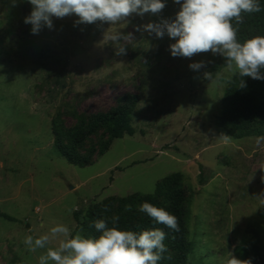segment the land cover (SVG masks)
<instances>
[{
  "label": "rangeland",
  "instance_id": "1",
  "mask_svg": "<svg viewBox=\"0 0 264 264\" xmlns=\"http://www.w3.org/2000/svg\"><path fill=\"white\" fill-rule=\"evenodd\" d=\"M165 3L159 14L134 13L113 26L97 21L71 29L61 22L78 21L75 14L53 17L52 29L32 34L24 22L28 0H0V211L14 218L0 216V264H39L46 249L28 251L27 235H50L57 224L81 234L75 212L81 221L106 197L153 193L173 172L184 174L192 193L190 264L264 254V140L257 144L264 136L235 139L217 125L238 69L211 52L173 57L175 39L144 31L150 22L175 19L180 5ZM116 31L130 36L120 41L124 55L105 37ZM201 61L199 70L189 67ZM127 93L139 97L133 135L114 139L100 156L108 134L98 130L79 150H95L85 166L56 151L54 118L71 131L79 116L107 111ZM58 244L52 239L48 247Z\"/></svg>",
  "mask_w": 264,
  "mask_h": 264
},
{
  "label": "clouds",
  "instance_id": "2",
  "mask_svg": "<svg viewBox=\"0 0 264 264\" xmlns=\"http://www.w3.org/2000/svg\"><path fill=\"white\" fill-rule=\"evenodd\" d=\"M32 5L30 15L24 22L31 24L32 34H39L43 27L53 28V17L64 18L75 14L78 23L92 24L106 22L117 25L132 14L143 16L146 13L159 14L166 7L165 0H28ZM180 5L174 20H162L160 23L143 25V30L163 38L165 32L175 39L170 52L173 57L191 58L195 54H220L227 60L229 68L235 65L240 77L264 80V36H255L243 43L237 39L238 25L243 23V13L261 11L259 0H174ZM233 21L236 22L234 26ZM140 28H137L139 31ZM116 45V54H126V48L120 43L130 36L119 31L105 34ZM204 62L192 63L189 67L199 70ZM210 73H206L209 76ZM243 81L240 87H244ZM264 137L258 138L257 144ZM131 205L125 211L131 210ZM141 213L158 224L173 231H179L178 218L162 207L147 201L138 206ZM107 211V208L105 209ZM120 217L113 215L108 221L99 219L94 222L98 233L96 237H85L80 233L73 235L70 228L57 224L50 229V235L34 238L27 235L23 243L28 251L46 249L40 255L39 264H158L165 257L168 248L164 241L166 233L160 228L140 232L120 229L115 226ZM59 239L58 247H48L50 240ZM226 264H251L235 256Z\"/></svg>",
  "mask_w": 264,
  "mask_h": 264
},
{
  "label": "trees",
  "instance_id": "3",
  "mask_svg": "<svg viewBox=\"0 0 264 264\" xmlns=\"http://www.w3.org/2000/svg\"><path fill=\"white\" fill-rule=\"evenodd\" d=\"M24 2L26 0H23ZM261 11L255 13H243V23L238 25L237 39L239 42L264 36V0H259ZM66 28H78L85 23L61 22ZM234 26L236 22L233 21ZM227 63L224 57L223 64ZM221 65V66H222ZM219 66V67H221ZM218 67V68H219ZM264 72V70H261ZM243 81L244 87H240ZM139 102L135 94H125L119 98V102L104 112H97L90 117L79 116V124L71 131L64 132L57 122L52 120V134L54 135V147L70 163L85 166L93 162L94 148L86 154L80 153V148L93 134L104 129L108 134L107 139L102 140L97 151L103 155L110 147L114 139L124 135H133L135 128L132 124V113ZM217 125L224 134L235 139L248 136H264V80L251 77H240L238 71L227 81L224 94L221 99V111L217 116ZM68 140H65V138ZM200 183L207 181L204 166H200ZM149 202L157 207L175 215L179 220L180 230L173 231L162 224L156 223L146 214L138 210L143 202ZM192 193L185 184L182 172L170 173L157 181L153 193L134 192L125 196H109L101 202L92 204L83 220H79L77 212L75 219L79 222L81 235L96 237L100 233L94 227V222L99 219L108 221L113 226L111 217H120L115 225L120 229L140 232L143 230L160 228L166 233L164 241L168 248L165 258L158 264H190L189 257L193 251V242L190 239ZM131 205L130 211H125L126 206ZM107 208V211L105 209ZM0 216L14 220V218L0 211ZM243 261H251V264H264V254L242 253Z\"/></svg>",
  "mask_w": 264,
  "mask_h": 264
}]
</instances>
